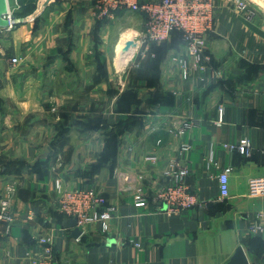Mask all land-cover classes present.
Wrapping results in <instances>:
<instances>
[{"label":"crops","instance_id":"1","mask_svg":"<svg viewBox=\"0 0 264 264\" xmlns=\"http://www.w3.org/2000/svg\"><path fill=\"white\" fill-rule=\"evenodd\" d=\"M98 1L36 3L32 19L0 28V198L14 186L15 217L10 229L0 221V264L41 257L42 238L60 264H225L239 245L249 264H264V229L253 230L264 196L248 194L249 179L264 176V10L248 22L230 0H213L208 66L185 79L171 60L185 51L179 34L121 65L123 38L146 15L104 14ZM244 140L248 154L224 146ZM180 168L196 203L173 211L156 194ZM57 182L102 193L116 208L108 229L93 223L73 237Z\"/></svg>","mask_w":264,"mask_h":264},{"label":"built area","instance_id":"2","mask_svg":"<svg viewBox=\"0 0 264 264\" xmlns=\"http://www.w3.org/2000/svg\"><path fill=\"white\" fill-rule=\"evenodd\" d=\"M235 9L238 10L248 22H253L259 15L258 9L250 0H230ZM21 4L15 0L14 5L9 4L8 12L4 17L9 21L8 27L3 29L11 31L16 28V11L20 10ZM125 8L132 12H141L146 15L145 27L137 32L134 37L126 42L124 52L129 60L141 48L153 42L161 43L170 39L173 31L182 32L184 53L172 55L171 60L177 63L181 69L183 77L189 78L191 75L203 74L206 70L210 55L207 54L206 35L213 28L214 13L213 0H99L96 9L106 14L111 10ZM123 48V49H124ZM129 51V53H128ZM144 52V48H143ZM13 65L20 62L17 56L10 59ZM223 121V108H220L219 123ZM195 125L194 120H184L181 126L177 127L179 135H185ZM226 148L239 149L242 153L250 152L251 143L244 140L241 145H224ZM190 146L182 145V150L189 149ZM155 160V157H150ZM230 168L223 169L219 176L220 198L224 200L230 196ZM170 173V172H167ZM186 168H180L175 172V184L165 189H161L156 194V200L165 202L168 207L175 211L186 209L196 203V197L192 195L184 185ZM57 187L60 191L59 210L66 217H77L78 226L83 233L88 225L100 223L102 229H108L109 220L114 217L116 208L107 202V198L95 188H82L77 190L63 189L59 182ZM7 195L0 198V221L7 223L10 229L15 220L11 208V195L14 186L9 185ZM248 194L253 197L264 196V176L252 177L249 179ZM146 204L145 198L138 195L136 205ZM258 217L264 218V211H260ZM264 225L254 227L253 230H263ZM45 243L43 255L32 258L28 264H60L53 255V248L46 244L45 238L41 239Z\"/></svg>","mask_w":264,"mask_h":264},{"label":"water","instance_id":"3","mask_svg":"<svg viewBox=\"0 0 264 264\" xmlns=\"http://www.w3.org/2000/svg\"><path fill=\"white\" fill-rule=\"evenodd\" d=\"M51 0H44L42 3V9L45 8ZM9 8V0H0V28H5L8 27L9 21L4 17V15L7 14ZM41 8V7H39ZM32 18L28 17H17L16 20V25L25 23L29 21ZM131 42L127 43V46L130 45ZM67 226L69 228H72V236L75 238H79L82 234L83 231L82 229L78 226V219L77 217L69 218L67 220ZM225 264H249V260L247 258L245 249L243 248L242 245H239L233 255L230 257V259L225 263Z\"/></svg>","mask_w":264,"mask_h":264},{"label":"trees","instance_id":"4","mask_svg":"<svg viewBox=\"0 0 264 264\" xmlns=\"http://www.w3.org/2000/svg\"><path fill=\"white\" fill-rule=\"evenodd\" d=\"M19 2L21 4V8L15 13L17 17H27L28 14H31V12L35 10L36 0H21ZM173 34H179L181 37L182 43H184L181 31H178V30L173 31L171 34V37L173 36ZM164 42H161V43L163 44ZM156 44H157L156 42H153L151 43V46L156 45Z\"/></svg>","mask_w":264,"mask_h":264},{"label":"rangeland","instance_id":"5","mask_svg":"<svg viewBox=\"0 0 264 264\" xmlns=\"http://www.w3.org/2000/svg\"><path fill=\"white\" fill-rule=\"evenodd\" d=\"M14 1L15 0H9V4L11 6H13L14 5ZM250 1L253 3V5H255V7L258 9V11H261V10L263 11L264 10V4L263 3H261V2H259L257 0H250ZM43 2H44V0H36V3H38V6L41 7V8H38V9H42V3ZM129 33L131 34V37H134V35H135L136 32L135 31L134 32L133 31H129L126 34V37L128 36ZM132 40H134V39H132ZM132 40H130V41H132ZM206 44H207V40H206ZM140 57H143V48H141L140 51L137 54H135V56H134V58H140ZM53 110H55V107L53 108Z\"/></svg>","mask_w":264,"mask_h":264},{"label":"bare ground","instance_id":"6","mask_svg":"<svg viewBox=\"0 0 264 264\" xmlns=\"http://www.w3.org/2000/svg\"><path fill=\"white\" fill-rule=\"evenodd\" d=\"M129 38H131V34H129L126 38L125 37L123 38L124 41L122 42L121 47H119V49L117 51V60H118V62H120V64L124 63L128 59L127 55L122 51L127 50V48L126 49L124 48L126 43H127L125 39L130 40ZM128 53H129V51H128Z\"/></svg>","mask_w":264,"mask_h":264}]
</instances>
